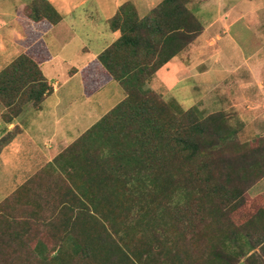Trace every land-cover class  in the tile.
Segmentation results:
<instances>
[{"label":"trees","instance_id":"obj_1","mask_svg":"<svg viewBox=\"0 0 264 264\" xmlns=\"http://www.w3.org/2000/svg\"><path fill=\"white\" fill-rule=\"evenodd\" d=\"M190 1L162 0L145 16L126 2L110 20L119 36L80 71L87 95L111 81H118L125 93L55 158L77 170L78 160L65 161L76 155L73 149L80 147L78 154L100 149L91 159L102 165L91 167L90 188L86 182L82 188L91 213H102L115 237L105 230L101 258L96 243L80 251L97 264H264V192L253 199L248 194L264 178V138L241 155L212 161L214 151L224 153L236 141L226 117L204 116L198 108H184L176 97L145 88L202 29ZM28 3L34 7L28 17L40 24V38L30 46L22 43L23 52L0 71V107L16 108V116L27 106L41 109L54 91L42 70L50 59L43 37L62 19L47 0ZM15 225L1 203L0 264H7L9 253H3L1 236L12 226L19 232ZM25 244L21 247L27 249ZM44 244L39 241L36 249ZM37 255L28 260L38 264Z\"/></svg>","mask_w":264,"mask_h":264},{"label":"rangeland","instance_id":"obj_2","mask_svg":"<svg viewBox=\"0 0 264 264\" xmlns=\"http://www.w3.org/2000/svg\"><path fill=\"white\" fill-rule=\"evenodd\" d=\"M29 1L33 0H0V71L21 53L23 45L30 46L40 38V24L28 17V10L34 8L29 6ZM47 1L62 17L43 37L50 52L43 73L53 81L56 91L43 101L42 110L27 106L16 116V108L9 111L0 107L1 145L14 131L19 132L9 146L0 149V204L9 209L17 224L15 229L20 230H14V226L5 229L1 236L2 250L9 252L7 264H32L28 258L33 254H38V264H97L92 257L74 255L72 249L51 250L49 244H44L50 249L40 253L43 246L36 249V245L55 238L63 228L74 227L75 234L82 239L80 230L84 219L87 236L96 239L93 242L87 238L86 245L96 243L98 256L102 257V235L109 230L115 237V232L102 220V213H91L82 188L83 182L85 187L90 185L91 167L102 165L99 159L97 162L91 159V154L95 157L100 149L92 147L90 151L94 153L78 154L80 147H76L73 149L76 155H68L65 161L76 159L81 166L72 170L70 164L61 161L62 172L57 171V175L40 182L35 191H24L27 184L16 182L25 179L33 167L43 162L46 142H61L67 135L70 143L63 150L70 149L83 132L125 98L118 81H111L87 95L80 71L74 72L117 38L118 33L110 28V20L126 2H132L139 14L145 16L162 0ZM188 7L203 25L202 29L194 33L193 41L177 58L157 71L145 88L166 98L176 97L184 108H198L204 116L224 115L236 141L224 153L214 151L210 160L216 161L223 155H241L264 138V0H191ZM10 114L14 115L11 125L7 123ZM3 174L12 180L3 184ZM19 190V200H16ZM263 192L264 181H258L248 194L253 199ZM71 194L72 200H64ZM69 214L70 220L66 221ZM24 244L28 245L27 249L21 247ZM41 254L46 258L41 259Z\"/></svg>","mask_w":264,"mask_h":264},{"label":"crops","instance_id":"obj_3","mask_svg":"<svg viewBox=\"0 0 264 264\" xmlns=\"http://www.w3.org/2000/svg\"><path fill=\"white\" fill-rule=\"evenodd\" d=\"M154 6H156V5H154ZM153 6V7H154ZM153 7H151L150 8V10L153 8ZM149 10V11H150ZM139 12V11H138ZM140 13V12H139ZM141 15V14H140ZM115 33H118L117 34V36L116 37H118L119 36V32H115ZM117 39V38H116ZM115 39V40H116ZM114 40V41H115ZM110 45V44H109ZM108 45V46H109ZM23 50H24V47H23ZM23 50H21V53L23 52ZM20 53V54H21ZM17 57V56H16ZM15 57V58H16ZM14 58V59H15ZM175 58H177V56H175L174 58H172V60L173 59H175ZM48 60H46L44 63H46ZM171 62V61H170ZM44 63H43V65H44ZM89 63V62H88ZM87 63V64H88ZM169 63V62H168ZM167 63V64H168ZM86 64V65H87ZM167 64H165V65H167ZM43 65H42V70H43ZM85 65V66H86ZM84 66V67H85ZM84 67H82V69L84 68ZM81 69V70H82ZM81 70H76L74 73H77L78 71H81ZM48 80H50V79H48ZM52 83H53V81L52 80H50ZM54 85V84H53ZM56 88L57 87H55L54 88V92L56 91ZM58 102V101H57ZM57 104V103H56ZM58 106V105H57ZM42 108H43V105H42V107H41V109H39V110H42ZM111 110V109H110ZM38 111V110H37ZM12 123V122H11ZM11 123H10V125H11ZM17 124H19V123H17ZM30 124V123H29ZM28 124V125H29ZM28 125H26V126H28ZM8 128H10L9 126H8ZM24 128L25 127H23V131H24ZM9 130V129H8ZM67 136V135H66ZM64 137L63 138V140H61V142H59L58 140L57 141H55V140H49V142H46V150L45 151H42V154H43V156H44V159H43V162L42 163H40V164H38V166H36V167H33L34 169L32 170V171H30L29 172V174L26 176V178L25 179H22L20 182H16V184H18V185H26L27 187H25L26 188V190H24V191H27V190H29V191H35L37 188H36V186H38V184L40 183V182H42L43 180H46V179H49V178H51V177H53V176H55V175H57V171L59 172V173H61L62 172V169L60 168V167H62L60 164V162H56L55 161V158H56V156L57 155H59L61 152H62V150L64 149V148H66L68 145H69V143L70 142H68V138L67 137ZM15 140V139H14ZM13 140V141H14ZM12 141V142H13ZM31 141V143H32V140H30ZM74 141V140H73ZM72 141V142H73ZM11 142V143H12ZM10 143V144H11ZM9 146V145H8ZM61 146H63V147H61ZM7 147V146H6ZM61 147V149H59ZM40 149V148H39ZM4 150V149H3ZM64 151V150H63ZM3 152V151H2ZM30 159L32 160V158L30 157ZM8 171H10V168H8ZM1 179H2V183L3 184H7L6 182H10L11 180H12V178H10V179H8V176L6 175V174H3L2 176H1ZM260 181H264V178H262ZM259 181V182H260ZM10 194H12V191L11 192H9V194H7L5 197H8ZM68 197H70V198H65L64 200H72L73 199V197H74V195L73 194H71V195H68ZM85 202V201H84ZM68 220H70V214L68 215V217H67V220L66 221H68ZM71 225H73V224H71ZM83 226V227H82ZM82 230H80L81 232H80V236L82 237V239H79L78 237H77V235L75 234V232H74V227H71V228H63V229H60L57 233H56V237L55 238H51V240H49V238L45 241L46 242V245L47 244H49V246L52 248L51 250H58V249H72V250H74V255L75 254H77V255H82V256H87V255H85V253L84 252H80L81 250L83 251L85 248H86V246H88V245H86V241H87V238H89L90 240H92V237H91V235L90 236H87L88 234H87V227L85 226V221H84V219H83V221H82ZM78 233H79V231H77ZM98 237H100V236H98ZM80 245V247L81 248H79L78 246ZM45 249H50V248H47V246H43ZM68 256H70V255H68ZM88 257V256H87Z\"/></svg>","mask_w":264,"mask_h":264}]
</instances>
